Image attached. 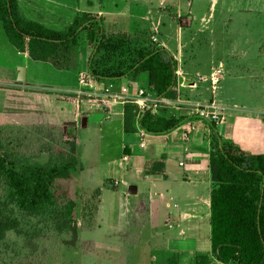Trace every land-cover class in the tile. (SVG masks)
<instances>
[{
    "label": "trees",
    "instance_id": "1",
    "mask_svg": "<svg viewBox=\"0 0 264 264\" xmlns=\"http://www.w3.org/2000/svg\"><path fill=\"white\" fill-rule=\"evenodd\" d=\"M0 23L13 47L32 60L71 68L82 35L91 48L87 72L95 80H134L145 72L146 93L176 98L177 62L145 31L107 34L102 16L88 12L76 13L66 28L57 30L22 16L17 0H0ZM165 112L163 107L153 112L150 103L140 109L126 101L123 129L133 132L137 121L144 132L165 134L188 119ZM202 119L210 129L211 249H161L154 264H210L211 255L223 264H264V153L242 150L218 134L214 121ZM39 144L37 151L47 150L48 160L31 162L28 150L0 125V264H49L51 241L74 247L79 231L96 225L100 188L91 191L96 203L87 199L79 207V218L70 190L72 171L79 165L75 126L54 143Z\"/></svg>",
    "mask_w": 264,
    "mask_h": 264
},
{
    "label": "crops",
    "instance_id": "2",
    "mask_svg": "<svg viewBox=\"0 0 264 264\" xmlns=\"http://www.w3.org/2000/svg\"><path fill=\"white\" fill-rule=\"evenodd\" d=\"M85 2L88 5L91 3L90 0ZM207 2L208 6L205 0H161L158 7L150 6L146 9V15L150 16L148 18L150 26L145 30L106 32L133 35L143 31L148 33L151 30L152 33L148 34L154 44L165 47L176 60L174 86L176 98L170 99L169 104H159L157 107L166 109V115H181L188 119L170 132L147 133L138 126L137 121L134 122L133 132H125L123 129L125 101L104 95V88L108 84L113 85L111 93L119 92L122 86H127L129 94H133L136 88L145 90L147 77L145 72L134 80L123 77L116 81H100L90 76L85 82V87H82L79 79L81 74L88 73L87 60L90 54V46L86 44L82 35L78 40L73 66L68 69H56L62 76H66V79L54 90L61 92L60 96L67 101V105L74 106L72 115L61 123L66 130L75 126L77 150L81 131L90 129H93L103 141L107 140L108 146L116 150L114 155H110L106 174L101 180L102 188L95 212L96 225L89 230L95 231L105 225L107 230L122 232L123 235H128L127 230L130 229L131 234L138 237L146 230L151 237V241L148 240V253L154 263L157 260L156 253L161 249L189 252H209L211 249L209 219L212 181L208 167L210 129L204 119L191 116L194 114L193 109L209 103L222 107L225 117L216 123L218 134L226 140L233 141L246 152L264 153L262 104L250 106L254 107V110H251L252 108L230 110L217 104L214 93L221 70L210 66L209 72L203 73L196 62V54L193 51L196 36L203 32L201 27L211 33L210 27L207 26L212 22L214 14L209 10L214 12L216 0ZM17 3L22 16L57 30L62 29L59 28L62 23H66L64 26L66 28L76 13H95L100 14L102 18L104 15L102 10L94 12L81 7L80 0H17ZM205 9L209 10L206 12ZM153 11L165 14L170 23L177 26L178 48L175 52H172L165 41L159 39L157 34L159 24H162L161 17L155 18L151 15ZM193 28L196 29L197 35L192 32ZM204 41H207V38H204ZM209 45L212 46L211 40ZM4 51L9 52V56L16 57L14 66H8V73L0 75L2 79L0 86H3L0 90L5 109L11 105L13 97L23 99L24 102L37 90L26 81L29 71L18 56L20 54L27 60L30 58L13 47L0 23V52ZM260 51L257 52L262 58V66L259 67L262 69V75L259 77L263 80L264 52ZM16 65L24 67L23 80L17 79ZM0 66L3 67L1 64ZM242 67L248 68L245 64ZM217 69L220 71L217 72ZM67 71L72 73L71 80L67 78ZM215 78L216 81L212 83V79ZM207 87L211 90V97L206 99L203 96ZM149 96L155 98L153 94ZM157 107H152V111L156 112ZM78 160L80 167L84 169L81 160L79 158ZM105 191L107 198L104 197ZM101 217L105 222H101ZM88 241L94 245V240ZM210 264L223 263H219L211 255Z\"/></svg>",
    "mask_w": 264,
    "mask_h": 264
},
{
    "label": "rangeland",
    "instance_id": "3",
    "mask_svg": "<svg viewBox=\"0 0 264 264\" xmlns=\"http://www.w3.org/2000/svg\"><path fill=\"white\" fill-rule=\"evenodd\" d=\"M85 1L80 0V6L94 12L102 10L104 31L110 33L111 30L114 33L145 30L150 26V16L146 15V9L150 6L158 7L161 0H90L89 5ZM205 1L208 6L209 3ZM214 4V12L205 9L206 12L209 10L214 14L212 22L207 26L210 27L211 33L204 27H201L203 32L198 35L195 28L192 30L197 35L196 44H193L196 62L203 73L209 72L210 66L221 70L214 93L217 104L230 110H254V107L250 106L262 104L263 111L264 76L263 80L259 77L262 75V69L259 68L262 66V58L257 52H264V0H216ZM249 7L251 10L246 9ZM151 15L157 19L161 17L162 24H159L157 35L175 52L178 48L177 26L170 23L168 16L161 15L158 11H153ZM196 24L199 25L198 22ZM64 26L66 23L60 24L59 28L63 29ZM148 33L151 34V30ZM204 38H207V41H204ZM150 40L152 41L151 37ZM210 40L212 46L209 45ZM18 57L27 65L29 73L26 81L38 92L34 90L35 93H31L32 97L25 100V103L23 99L19 100L15 96L11 105L4 109L0 90V125L10 129L11 135L28 150V154L32 156L29 159L31 162L44 163L48 160V151H37L40 141L54 143L62 134L68 132L69 129L66 130L61 122L72 115L74 106L67 105V101L60 96L61 92L54 90L66 79L57 68L44 61L27 60L20 54ZM15 60L16 57L9 56V52H0V64L3 65L0 66V75L8 73V66L13 67ZM243 64L248 68L242 67ZM19 66L23 65H16L15 68L18 69ZM67 78L71 80V71L68 72ZM210 97L211 90L207 87L203 98ZM78 138V158L85 168L82 169L78 165L72 171L70 182L72 196L78 204L77 218L79 207L87 199H91L93 204L96 203V197H91V191L94 188H102L101 180L106 174L109 157L116 153L115 148L109 147L108 141H103L93 129L81 131ZM35 154L37 156H33ZM104 197L107 198L106 191ZM101 222H105L103 217ZM127 232L128 235H123L122 232L109 231L102 225L95 231L80 230L78 242L74 247H65L51 241L49 264H154L148 253V240L151 237L147 231L144 230L139 237L133 236L130 229ZM88 239L94 240V245Z\"/></svg>",
    "mask_w": 264,
    "mask_h": 264
},
{
    "label": "built area",
    "instance_id": "4",
    "mask_svg": "<svg viewBox=\"0 0 264 264\" xmlns=\"http://www.w3.org/2000/svg\"><path fill=\"white\" fill-rule=\"evenodd\" d=\"M217 72L220 70L217 69ZM91 75L89 73H83L80 75L79 82L82 87H85L86 80L89 79ZM216 81L212 79V83ZM113 85L108 84L106 88H104V95L111 99H121L123 101H132L136 103L140 109H144L149 103L150 107L156 108L159 104H169L170 100L165 98L151 97L143 88H136L133 94H129L127 86L120 87L119 92L111 93ZM193 115H198L202 118L209 119L218 123L222 121L225 117V111L222 107L215 105L214 103H209L207 105H202L200 107H195L193 109Z\"/></svg>",
    "mask_w": 264,
    "mask_h": 264
},
{
    "label": "water",
    "instance_id": "5",
    "mask_svg": "<svg viewBox=\"0 0 264 264\" xmlns=\"http://www.w3.org/2000/svg\"><path fill=\"white\" fill-rule=\"evenodd\" d=\"M23 78H24V67L19 66L18 67L17 79L18 80H23Z\"/></svg>",
    "mask_w": 264,
    "mask_h": 264
}]
</instances>
